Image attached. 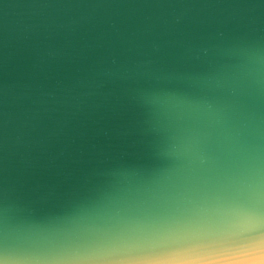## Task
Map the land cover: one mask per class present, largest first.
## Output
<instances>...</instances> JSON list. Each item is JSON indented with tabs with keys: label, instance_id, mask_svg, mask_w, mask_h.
Returning a JSON list of instances; mask_svg holds the SVG:
<instances>
[{
	"label": "water",
	"instance_id": "95a60500",
	"mask_svg": "<svg viewBox=\"0 0 264 264\" xmlns=\"http://www.w3.org/2000/svg\"><path fill=\"white\" fill-rule=\"evenodd\" d=\"M0 264H264V0H0Z\"/></svg>",
	"mask_w": 264,
	"mask_h": 264
}]
</instances>
